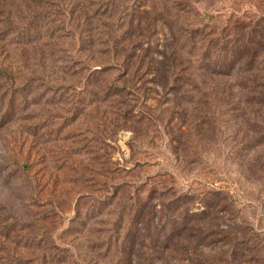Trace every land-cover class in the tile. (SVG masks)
<instances>
[{
	"label": "rangeland",
	"instance_id": "1",
	"mask_svg": "<svg viewBox=\"0 0 264 264\" xmlns=\"http://www.w3.org/2000/svg\"><path fill=\"white\" fill-rule=\"evenodd\" d=\"M262 11L0 0V264H264V108L229 103L264 48L223 77L204 50Z\"/></svg>",
	"mask_w": 264,
	"mask_h": 264
},
{
	"label": "trees",
	"instance_id": "2",
	"mask_svg": "<svg viewBox=\"0 0 264 264\" xmlns=\"http://www.w3.org/2000/svg\"><path fill=\"white\" fill-rule=\"evenodd\" d=\"M259 10V9H258ZM261 17L257 19V16L254 15V17H247L246 15L243 16H236L234 15V19L229 21L227 23V26L225 27L226 29H222L219 32L216 31L215 33H218V36H214L213 39H210L209 42L207 43V48L204 49L205 52L208 54L209 51H206L209 49V46L215 50L217 60L215 64V69L213 70V73L216 76H231V70L234 69L235 66H233L237 61L243 60V58H246L249 56L250 62H253V59L256 56V50L253 49L254 45H258L261 48H264V11L260 12ZM159 18H151L150 22V28L151 30H157V26L163 22L164 19L162 17ZM161 18V19H160ZM247 18V19H245ZM135 22L137 23L138 30H141V27L144 24H148L149 22L143 20L139 17L135 19ZM163 25V24H162ZM150 30V31H151ZM202 35V34H201ZM257 36L261 37V40L259 41H254ZM254 39V40H253ZM264 52V49L263 51ZM210 56V55H207ZM163 60L159 62L162 66L164 63H169L172 62V57L170 55L163 54ZM251 65V63H250ZM244 71L241 73H247V78H251L250 76L253 75V71ZM264 71V70H261ZM229 72V73H228ZM259 73H254L252 76V79H249L254 86L253 92H254V97L251 95L250 92L248 94L246 93L247 90H250L252 85L246 83L245 85H241V91L245 92L246 98L245 99H238L235 101L229 100L230 104H234L233 102H236V106L233 109V112H238V110L242 109L244 111H247L249 109H256L261 110L264 108V77L262 78V81L260 83H256L257 80H261V77L258 76ZM261 75V73H260ZM231 92V88H230ZM231 94V93H230ZM229 94V96H230ZM228 95V94H227ZM258 95V96H256ZM241 107V108H239ZM239 118L243 117L242 115H238ZM253 135L246 136L247 141L249 143L252 142L253 139H256L258 136L256 135L257 133L255 131H252ZM257 136V137H256ZM249 139V140H248Z\"/></svg>",
	"mask_w": 264,
	"mask_h": 264
}]
</instances>
